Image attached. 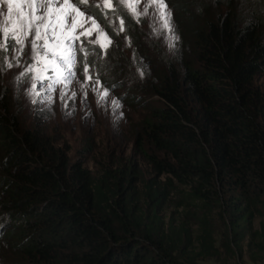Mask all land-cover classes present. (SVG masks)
Returning a JSON list of instances; mask_svg holds the SVG:
<instances>
[{"label":"trees","instance_id":"16d2710c","mask_svg":"<svg viewBox=\"0 0 264 264\" xmlns=\"http://www.w3.org/2000/svg\"><path fill=\"white\" fill-rule=\"evenodd\" d=\"M166 4L173 53L142 50L129 32L143 77L118 72L132 75L143 99L135 150L151 178L134 163L93 170L72 161L19 120L0 85V264H203L244 244L252 261L264 256V90L255 80L264 73V0ZM10 51L0 46L3 65ZM174 186L187 188L178 224L160 214Z\"/></svg>","mask_w":264,"mask_h":264},{"label":"rangeland","instance_id":"374dc122","mask_svg":"<svg viewBox=\"0 0 264 264\" xmlns=\"http://www.w3.org/2000/svg\"><path fill=\"white\" fill-rule=\"evenodd\" d=\"M56 2L60 3L59 8L53 6V0H13L12 11L9 12L7 3L0 0V46L4 45L5 36L15 43V49L7 56L4 71L0 72V85L8 90L9 105L19 115L20 121L39 128L67 147L72 161L79 160L93 170L102 164L134 163L142 177L155 176L135 150L136 125L144 115L143 99L133 91L132 75L118 72L124 69L140 80L143 77L140 71L146 60L133 55L129 32L139 35L142 50L151 47L168 56L176 48L177 34L162 27L163 21L159 19L155 5L149 6L146 14H141L146 0H114L112 8L104 7L103 0H88L80 4L81 9H86L87 14L84 15H77L71 4L65 5L61 0ZM129 2L133 3L135 13L127 6ZM41 9L45 13V23L39 28L41 39L35 40L29 30L31 28L32 33L35 32L36 25L40 23L36 13ZM66 16L72 18L67 27L64 24ZM121 19L124 21L123 31H119ZM73 22L75 27H72ZM170 23L173 25L171 20ZM127 25L131 27L129 31ZM45 33L51 43L45 42ZM17 40L23 43H17ZM66 42L74 44L78 50L71 66L67 63L70 49ZM33 43L39 52L32 47ZM102 44L107 47L102 48ZM82 48L93 51L86 55L80 50ZM113 55L117 62H112ZM9 58L14 65L11 68L8 67ZM25 63L31 71L25 69ZM86 65L89 67L87 74L84 71ZM69 69L73 73L71 76ZM21 73L26 75L20 77L24 82L18 85L17 77ZM89 76L99 84L94 85ZM113 76L122 85L108 83L107 80ZM255 80L264 90V73L258 74ZM94 87L99 92L108 91L104 104L97 103L98 92L93 90ZM112 99L119 100V106L114 107ZM169 191L160 214L165 222L178 224L186 219L189 210L184 198L187 188L174 186ZM257 226L258 219L254 221V227ZM221 232L222 227H217V240H220ZM203 264H264V256L252 261L244 244L234 257L210 258Z\"/></svg>","mask_w":264,"mask_h":264},{"label":"snow or ice","instance_id":"6c2138e0","mask_svg":"<svg viewBox=\"0 0 264 264\" xmlns=\"http://www.w3.org/2000/svg\"><path fill=\"white\" fill-rule=\"evenodd\" d=\"M3 2L7 3V5H8V11L11 12L12 11V3H13V0H3ZM61 2L63 4H65V5L71 4L72 7H73V11H75L77 13V15L87 14L86 13V9H81L80 8V4L81 3H87L88 0H61ZM121 2H125V0H121ZM135 2H139V0H135ZM151 5H155V11H156L159 19L163 21L162 27H164V28H170L174 32V26L170 23L171 13L168 10V6L166 4V0H146V6L143 9V11H142L141 14H146L147 13V8L149 6H151ZM53 6H55L56 8H59L60 7V3H57L56 0H53ZM103 6L104 7H107V8H112L114 6V0H103ZM127 6L130 9H132L134 13L136 12V9L133 7V3L129 2L127 4ZM0 14H2V10H0ZM44 15H45V13H44V10L43 9H41L40 11H38L36 13V16L39 19L40 23L36 25V30H35L34 33H32L31 28L29 30L30 31V34H34L35 40H40L41 39L40 32H39V28L41 26H43L44 23H45L44 22V19H43L44 18ZM88 15H91V14H88ZM70 19H72V18H69L68 16L65 17L64 24H65L66 27L69 25ZM93 24H95V21L94 20H93ZM123 24H124V21H123V19H121V28L119 29V31H123L124 30ZM72 27H75L74 22L72 23ZM6 31H7V27L5 26V32ZM101 35H103V32L101 33ZM177 39H178V37H177ZM7 40H8V37L5 36L4 49L5 50H9V51L12 50V49H15V44H8L7 43ZM16 42L17 43H23V41H21V40H17ZM45 42L46 43H51V40H49L48 37H47V33H45ZM109 43H111L110 40H109ZM66 46L70 49L69 55L67 57V63L71 66L72 65V60L75 57V55H76V53H77L78 50L75 48L74 44H67V42H66ZM32 47L34 49H37L38 52L40 51V49L38 48V46L35 43L32 44ZM101 47L102 48H106L107 45L102 44ZM16 50L19 51V49H16ZM80 50H83L86 53V55L87 54H90L93 51V50H90V49H87V48H82ZM41 54H43V53L41 52ZM49 59H51V58L49 57ZM2 60H3V56H0V72H3L4 71V65L2 63ZM89 63H91V62H89ZM13 66L14 65L11 63V58H9L8 67L11 68ZM24 67H25L26 70L31 71V69L28 67V64L25 63ZM84 71H85L86 74L88 73L89 67L87 65L85 66ZM72 74L73 73L69 69V76H71ZM24 75H26V73H21L17 77V84L18 85L20 83H23L24 82L20 78V77H23ZM88 78L91 79V80H93V84L94 85H98L99 84V81L98 80H94L90 76ZM33 88H35V85H33ZM93 90L98 92V100H97V103L98 104H104L106 102L105 101V98L108 96V91L107 90H104L103 92H99V90L97 88H95V87H94ZM33 102L35 103L36 101L34 100ZM111 103H112V105L114 107L115 106H119V104H120L119 100H117V99H112L111 100Z\"/></svg>","mask_w":264,"mask_h":264}]
</instances>
